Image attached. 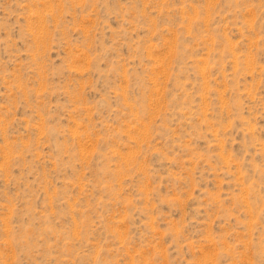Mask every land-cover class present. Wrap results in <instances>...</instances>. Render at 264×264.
<instances>
[{"label": "rangeland", "instance_id": "obj_1", "mask_svg": "<svg viewBox=\"0 0 264 264\" xmlns=\"http://www.w3.org/2000/svg\"><path fill=\"white\" fill-rule=\"evenodd\" d=\"M0 264H264V0H0Z\"/></svg>", "mask_w": 264, "mask_h": 264}]
</instances>
